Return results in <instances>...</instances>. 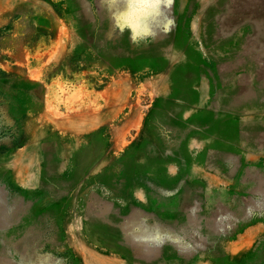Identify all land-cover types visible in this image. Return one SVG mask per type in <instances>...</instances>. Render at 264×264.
Listing matches in <instances>:
<instances>
[{"label": "rangeland", "instance_id": "1", "mask_svg": "<svg viewBox=\"0 0 264 264\" xmlns=\"http://www.w3.org/2000/svg\"><path fill=\"white\" fill-rule=\"evenodd\" d=\"M0 264H264V0H0Z\"/></svg>", "mask_w": 264, "mask_h": 264}, {"label": "bare ground", "instance_id": "2", "mask_svg": "<svg viewBox=\"0 0 264 264\" xmlns=\"http://www.w3.org/2000/svg\"><path fill=\"white\" fill-rule=\"evenodd\" d=\"M166 48V47H165ZM158 52H160V51H158ZM154 54V53H153ZM240 55V54H239ZM152 57V56H151ZM239 58V57H238ZM156 59H158V58H156ZM158 61V60H157ZM165 63V62H164ZM163 63V64H164ZM139 65V64H138ZM143 65V64H142ZM166 66V65H165ZM175 68V67H174ZM173 68V69H174ZM178 71V70H177ZM166 73V72H165ZM164 76V75H163ZM161 77V76H160ZM169 77V76H168ZM160 83V82H159ZM161 87V86H160ZM162 87H164V86H162ZM158 88V87H157ZM181 88H183V87H181ZM161 89H163V88H161ZM159 90V89H158ZM166 92V91H165ZM162 93V92H161ZM161 98V97H160ZM170 100V99H169ZM162 101V100H161ZM250 101V100H249ZM155 106V105H154ZM182 108V107H181ZM227 109H229V108H227ZM163 110V109H162ZM164 111V110H163ZM157 113H159V111L157 112ZM164 114V113H163ZM154 118V117H153Z\"/></svg>", "mask_w": 264, "mask_h": 264}]
</instances>
